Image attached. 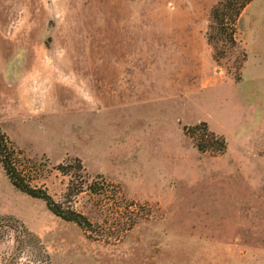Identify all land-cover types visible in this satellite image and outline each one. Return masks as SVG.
Instances as JSON below:
<instances>
[{
  "label": "rangeland",
  "instance_id": "obj_1",
  "mask_svg": "<svg viewBox=\"0 0 264 264\" xmlns=\"http://www.w3.org/2000/svg\"><path fill=\"white\" fill-rule=\"evenodd\" d=\"M216 2L0 0V126L32 183L94 221L91 237L0 162V215L41 237L48 264H264V0L234 46ZM203 120L226 152L184 128ZM77 158L102 193H67L57 165L75 173ZM9 224L0 264H19ZM20 253L46 264L33 245Z\"/></svg>",
  "mask_w": 264,
  "mask_h": 264
},
{
  "label": "trees",
  "instance_id": "obj_2",
  "mask_svg": "<svg viewBox=\"0 0 264 264\" xmlns=\"http://www.w3.org/2000/svg\"><path fill=\"white\" fill-rule=\"evenodd\" d=\"M251 1L252 0H217L211 8V15L217 25V28L226 34L227 40L232 46L239 42L237 37L239 17ZM209 40L213 41L210 35ZM217 52H219L218 49ZM221 53H225V50H222ZM184 128L192 135H198L196 144L200 150H212L215 153L226 152L228 148V140L226 136L222 133L216 132L215 130L209 129L207 121L203 120L191 126L184 125ZM201 129H203L202 132ZM22 153L23 152L13 144L11 137L4 130H2L0 126V162L11 182L20 190L32 196L44 199L48 207L54 213L64 219L77 222L88 232L89 236L94 237V221L85 212L78 210L73 204L65 205L63 201L56 199L46 187L32 183L30 175L23 170V167H20L17 164L19 160L30 159V157H22L24 156ZM77 161L78 164L75 173H73L74 171H72L70 166H67L62 162L57 165V167L64 172L71 173L67 193L74 196L88 188L92 192L102 193L103 185H97V183L88 181L86 173H82V170L85 167L81 159L77 158ZM10 222L20 224L18 225L20 227H18L17 233V251L13 255V258H15L19 264H32L30 260L23 263L20 262L22 257L20 251H22V249L24 250L28 245H33L37 250V254L41 256L39 260L48 264L50 261L49 251L43 244L41 237L26 227L14 215H0V228H5V226L10 225ZM134 223V221L130 222L127 229L131 228ZM3 230L4 231H0V238L5 235L4 232H6V229ZM9 264H13V262L11 261Z\"/></svg>",
  "mask_w": 264,
  "mask_h": 264
},
{
  "label": "crops",
  "instance_id": "obj_3",
  "mask_svg": "<svg viewBox=\"0 0 264 264\" xmlns=\"http://www.w3.org/2000/svg\"><path fill=\"white\" fill-rule=\"evenodd\" d=\"M240 17H241V15H240ZM240 17H239V21H240ZM239 21H238V23H239ZM238 29H239V24H238ZM246 44H247V42H246ZM247 56H248V52H247ZM246 59H247V57H246ZM246 59H245L244 67L246 66ZM8 116H9V118H13L14 121H17L18 123H21L24 121V119L22 118L21 115H15V114L11 115V113H10ZM0 124H1V118H0Z\"/></svg>",
  "mask_w": 264,
  "mask_h": 264
}]
</instances>
